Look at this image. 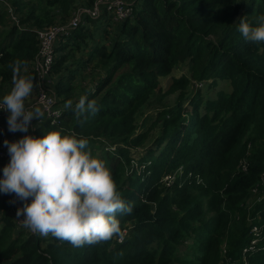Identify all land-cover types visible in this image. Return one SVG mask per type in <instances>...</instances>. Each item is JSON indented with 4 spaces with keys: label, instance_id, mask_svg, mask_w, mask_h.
<instances>
[{
    "label": "trees",
    "instance_id": "obj_1",
    "mask_svg": "<svg viewBox=\"0 0 264 264\" xmlns=\"http://www.w3.org/2000/svg\"><path fill=\"white\" fill-rule=\"evenodd\" d=\"M94 2L49 4L67 11ZM260 15L264 0H142L132 18L105 23L102 44L88 25L60 41L52 73L59 76L55 91L63 111L29 134L59 130L86 139L101 160L97 149L107 151L117 191L133 208L116 214L127 233L122 242L114 236L79 248L32 234L13 220L14 195L0 192V264H264V42L245 41L238 30L242 18L255 25ZM32 17L37 24L29 25ZM27 18L28 26H13L0 45L3 80L12 81L14 61L29 67L38 52L33 28L44 20L34 11ZM76 52L85 58L71 69ZM182 63L191 75L174 77ZM91 65L105 75L77 96L75 80ZM27 75L36 77L33 70ZM165 78L178 92L175 103L157 108L138 131L137 114L162 91ZM192 81L226 87L205 98L199 88L187 92ZM82 95L99 111L77 120L74 107ZM69 100L72 109L65 108ZM154 131L149 146L133 157ZM9 159L0 160V177ZM255 225L258 242L244 253Z\"/></svg>",
    "mask_w": 264,
    "mask_h": 264
},
{
    "label": "clouds",
    "instance_id": "obj_2",
    "mask_svg": "<svg viewBox=\"0 0 264 264\" xmlns=\"http://www.w3.org/2000/svg\"><path fill=\"white\" fill-rule=\"evenodd\" d=\"M238 30L245 41L264 42V15L257 17L255 25L242 18ZM11 67L12 87L0 100V109L9 113V131L25 134L3 142L10 159L3 167L0 192L23 202L16 216L34 233L77 248L114 236L122 242L125 233L116 214H130L133 208L117 191L106 163L93 155L86 139L59 130L39 137L29 134L32 120L41 119L44 110L26 106L34 88L27 64L16 60ZM65 108L72 109L73 102L67 101ZM98 111L96 101L85 95L74 107L77 120Z\"/></svg>",
    "mask_w": 264,
    "mask_h": 264
},
{
    "label": "built area",
    "instance_id": "obj_3",
    "mask_svg": "<svg viewBox=\"0 0 264 264\" xmlns=\"http://www.w3.org/2000/svg\"><path fill=\"white\" fill-rule=\"evenodd\" d=\"M142 0H95L91 5L76 4L71 11V16L66 22L56 19L51 23H45L39 27H34L38 42V52L35 58L31 61L29 70H33L36 77L33 79L34 89L36 92V105L44 110L45 119L55 122L61 115L63 109L58 104V95L54 87L49 86L52 82V70L55 63L57 52V43L66 39L75 29L82 25H88L90 20H101L104 14H109L112 22L118 23L134 16L136 8L141 4ZM6 10L9 12L11 22L18 29L26 28L28 25L21 22L17 9L10 0H0V11ZM33 23H29L31 25ZM1 78V77H0ZM49 83V84H48ZM1 97V96H0ZM2 100V98H0ZM30 107V106H27ZM31 108V107H30ZM8 112L0 109V160L9 159L7 147L4 145V140L14 141L20 139L16 132L5 131L4 120ZM170 179V176L166 177ZM30 202V201H29ZM22 201L15 198V203L11 208V215L16 225L23 230L32 234L29 229L22 226V217L16 216L18 207H21ZM261 228L255 225L251 229V234L254 236L251 245L244 249V253H248L255 248L258 242L257 236L260 234ZM127 233V230L124 231ZM119 241H121L119 239ZM228 264V263H226Z\"/></svg>",
    "mask_w": 264,
    "mask_h": 264
},
{
    "label": "rangeland",
    "instance_id": "obj_4",
    "mask_svg": "<svg viewBox=\"0 0 264 264\" xmlns=\"http://www.w3.org/2000/svg\"><path fill=\"white\" fill-rule=\"evenodd\" d=\"M12 4L17 8V13L20 16L21 22H26L27 16L34 11L36 16H39L43 18V22L39 25H42L44 23H51L56 19H60L62 22H66L70 16L72 9L76 6L75 3L74 6L71 8V10H63L60 5L52 6L49 4L50 0H24V2H21L19 5H15L16 0H10ZM2 19L0 22V45L3 43L5 34L14 26V24L11 22V18L9 15V12L6 10H2ZM47 13V16H46ZM51 21H49V19ZM49 21V22H48ZM31 23H36V17H32L30 20ZM37 24V23H36ZM98 25H102L99 23ZM94 33H93V39L98 43H103L101 40L102 30L101 28H96L93 24ZM97 30V31H96ZM111 33H114V30L117 31L118 27H112L111 29H108ZM75 55V56H74ZM73 58L71 59L70 63L68 64L71 69L76 67V62L79 60H82L85 58V56L82 53H73ZM87 69H82L81 74L76 80V94L77 96L83 94L86 92L85 90H92L95 86V82L100 80L105 75V69L96 68L94 65H91L89 72H86ZM174 77L176 76H190V69L188 67L187 63H182L180 66L176 68V70L173 72ZM193 82V81H192ZM191 82V85L188 87V93L194 94L195 91L199 88L202 91V94L205 98L212 97L219 89L220 86L223 88L226 87L224 83L220 85L219 87L215 88H209L205 83L202 86H198L196 82ZM193 84V85H192ZM94 85V86H93ZM172 85V81L170 78L163 79L162 84V91L157 90L153 93L151 99L149 102H147L144 107L140 110V112L137 114L136 117V123L138 126V131L143 130L144 128H147L150 123V116L152 114H155V111H157V108H162L164 105H173L176 101V97L178 96V92H171L170 86ZM90 89V90H89ZM156 131L152 132L151 137L147 139L145 146L142 147L139 150H134L132 155L135 158H138L143 151L149 146L152 139L155 137ZM98 155L102 156V160L107 164V159L104 156V153L107 151L100 149H97ZM50 236V235H49Z\"/></svg>",
    "mask_w": 264,
    "mask_h": 264
},
{
    "label": "crops",
    "instance_id": "obj_5",
    "mask_svg": "<svg viewBox=\"0 0 264 264\" xmlns=\"http://www.w3.org/2000/svg\"><path fill=\"white\" fill-rule=\"evenodd\" d=\"M1 13H3V11H0ZM110 16H109V14H104V16H103V18L101 19V20H99V21H94V20H90L89 21V23H88V27H89V29H90V31H91V33H94V28H93V24L95 25V27L96 28H101V29H103L102 30V32L104 31V29H105V26H106V22H109V21H111L110 20V18H109ZM112 22V21H111ZM28 23H31V22H28ZM99 23H101L102 25H98ZM97 31V30H96ZM60 44V42H58L57 43V46ZM56 46V47H57ZM91 67V66H90ZM90 67L89 68H87V70H86V72H89V70H90ZM103 71V70H102ZM28 72V71H27ZM58 77L59 76H56V75H53L52 74V76H51V78H52V82L49 84V86H51V87H54L55 88V84H56V82H57V80H58ZM79 77V76H78ZM76 80H77V78H76ZM76 80H75V85H76ZM97 82V81H96ZM96 82H95V84H96ZM94 86V85H93ZM11 87H12V81H10V80H3L2 78H0V98H2L3 97V95L6 93V92H8L10 89H11ZM94 88V87H93ZM90 90V89H89ZM85 91H88V90H85ZM36 98H37V96H36V92H35V89L33 88V92H32V95L29 97V99L25 102L26 103V106H30V107H34V106H38V105H36ZM8 115H9V113H8ZM8 115H7V117H8ZM7 117L5 118V120H4V125H5V131H6V133L7 134H9V130H8V124H7ZM45 120V115L41 118V119H39V120H35V119H33L32 120V127H30L29 128V130H28V132L30 133V132H32L33 130H34V128L36 127V126H38L41 122H43ZM16 134H17V136L18 137H22L25 133H22V132H16Z\"/></svg>",
    "mask_w": 264,
    "mask_h": 264
}]
</instances>
